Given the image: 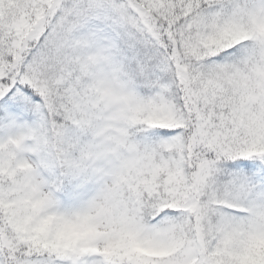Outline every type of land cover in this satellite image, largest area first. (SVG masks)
Here are the masks:
<instances>
[{"label": "snow or ice", "instance_id": "6c2138e0", "mask_svg": "<svg viewBox=\"0 0 264 264\" xmlns=\"http://www.w3.org/2000/svg\"><path fill=\"white\" fill-rule=\"evenodd\" d=\"M0 264H264V0H0Z\"/></svg>", "mask_w": 264, "mask_h": 264}]
</instances>
